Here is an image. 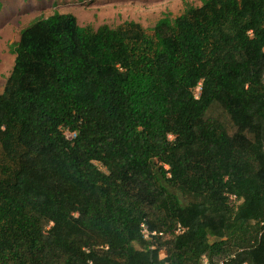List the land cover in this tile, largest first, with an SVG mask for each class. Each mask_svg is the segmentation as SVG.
Instances as JSON below:
<instances>
[{"label":"trees","instance_id":"1","mask_svg":"<svg viewBox=\"0 0 264 264\" xmlns=\"http://www.w3.org/2000/svg\"><path fill=\"white\" fill-rule=\"evenodd\" d=\"M14 52L0 264H264V0L149 27L54 11Z\"/></svg>","mask_w":264,"mask_h":264},{"label":"rangeland","instance_id":"2","mask_svg":"<svg viewBox=\"0 0 264 264\" xmlns=\"http://www.w3.org/2000/svg\"><path fill=\"white\" fill-rule=\"evenodd\" d=\"M186 1L200 3V0H0V92L12 70L19 31L35 19L58 11L73 14L80 26H123L134 21L149 27L163 14L178 15ZM64 134L72 137L66 131ZM159 254L163 257L164 250Z\"/></svg>","mask_w":264,"mask_h":264},{"label":"built area","instance_id":"3","mask_svg":"<svg viewBox=\"0 0 264 264\" xmlns=\"http://www.w3.org/2000/svg\"><path fill=\"white\" fill-rule=\"evenodd\" d=\"M200 91V85L197 84V86L195 87V89L193 90V96L194 98H197L198 97V93ZM168 138L171 139V135H168ZM229 198H233L232 195H229ZM140 234L142 235V237L148 241V240H151L152 236L153 235H156V232L155 231H151L149 230V228L147 227V225L145 223H141L140 226ZM185 230L184 227L178 225L177 228H176V231H175V234H179L181 232H183ZM199 264H209L208 260L206 257H202L201 260H200V263ZM217 264H228V260H223V261H220L218 262Z\"/></svg>","mask_w":264,"mask_h":264}]
</instances>
